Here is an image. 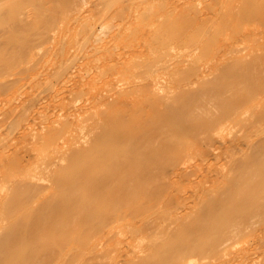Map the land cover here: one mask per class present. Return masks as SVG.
I'll return each mask as SVG.
<instances>
[{"label":"bare ground","instance_id":"1","mask_svg":"<svg viewBox=\"0 0 264 264\" xmlns=\"http://www.w3.org/2000/svg\"><path fill=\"white\" fill-rule=\"evenodd\" d=\"M0 264H264V0H0Z\"/></svg>","mask_w":264,"mask_h":264},{"label":"rangeland","instance_id":"2","mask_svg":"<svg viewBox=\"0 0 264 264\" xmlns=\"http://www.w3.org/2000/svg\"><path fill=\"white\" fill-rule=\"evenodd\" d=\"M161 74H162V73H157V75H161ZM222 136H223V135H222ZM217 138L219 139V136H218ZM221 138H223V139H221ZM224 138H225V139H229L228 136H227V137H226V136H223V137L220 136V139H219V140L222 141V140H224ZM234 138H235V137H234ZM235 139H236V138H235ZM239 152L241 153V151H239ZM240 153H239L238 157L241 156ZM188 156H189V155H188ZM184 159H185V160H184ZM184 159L181 160L182 163H183V164L181 163V165H185V166H186V161H188V160H190V159H189V157H187V156H186ZM186 159H187V160H186ZM196 159H197V158H196ZM190 161H191V160H190ZM194 161H195V160H194ZM194 161H191V162H194ZM191 162H190V163H191ZM221 162H223V161H214V162L212 161V163H211V164H212V166H211L212 168H211V169H212V170H215L216 168H220V167L222 166V163H221ZM179 163H180V162H179ZM217 163H218V164L220 163L221 166H220V164L218 165ZM187 164H188L187 166H189V163H188V162H187ZM191 164H193V163H191ZM191 164H190V165H191ZM213 165H214L215 168L213 167ZM183 188H185V189H182V188H181V190L179 191V193H180V192H181V193L183 192V194H185V193H187V191L190 190V189H188V186H187V189H186V186L183 187ZM182 190H184V191H182ZM186 190H187V191H186ZM242 244H244V243H242ZM242 244H241V245H242ZM239 246H240V245H239Z\"/></svg>","mask_w":264,"mask_h":264}]
</instances>
